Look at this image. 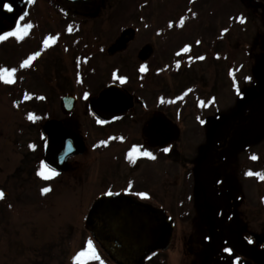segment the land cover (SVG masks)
<instances>
[{"label": "rangeland", "instance_id": "374dc122", "mask_svg": "<svg viewBox=\"0 0 264 264\" xmlns=\"http://www.w3.org/2000/svg\"><path fill=\"white\" fill-rule=\"evenodd\" d=\"M22 8L17 28L26 34L0 44V67L17 69L13 83L0 80V264H74L92 240L85 215L106 191L150 201L173 217L169 249L146 264H255L226 238L239 231L264 249V0H24ZM130 26L129 48L108 57L107 46ZM49 37L55 41L45 46ZM145 44L153 52L141 64L136 54ZM111 82L135 105L102 124L88 98ZM69 93L77 103L67 116L59 99ZM49 117L72 124L86 149L46 180L37 172ZM146 134L159 141L157 159L130 160ZM224 193L232 197L230 217L212 238ZM92 242L103 264H114Z\"/></svg>", "mask_w": 264, "mask_h": 264}, {"label": "water", "instance_id": "95a60500", "mask_svg": "<svg viewBox=\"0 0 264 264\" xmlns=\"http://www.w3.org/2000/svg\"><path fill=\"white\" fill-rule=\"evenodd\" d=\"M134 33L132 27L123 29L119 37L110 44L107 53L110 55L126 48L134 38ZM152 52V46L145 44L138 57L145 60ZM88 102L92 112L101 120L122 116L134 104L128 90L114 82L103 87ZM59 103L61 111L70 114L76 104V97L71 93L66 94ZM42 125L48 139L45 163L58 171L66 170L68 159L72 155L82 154L85 150L83 139L72 126H65L59 120L49 119ZM231 201V195L224 194L222 202L225 214L214 221L209 231L212 238L228 222ZM85 219L84 228L89 230L92 239L116 264H145V258L152 252L167 249L174 229V220L163 209L120 193L106 192L95 197ZM227 243L241 255L250 257L257 264H264V250L255 248L239 231H230Z\"/></svg>", "mask_w": 264, "mask_h": 264}, {"label": "snow or ice", "instance_id": "6c2138e0", "mask_svg": "<svg viewBox=\"0 0 264 264\" xmlns=\"http://www.w3.org/2000/svg\"><path fill=\"white\" fill-rule=\"evenodd\" d=\"M2 7L6 8L8 11H12V4L10 3H2ZM24 17H21V20H23ZM241 23H243V20L241 19ZM171 26V25H169ZM31 27L30 24L25 25V28H29ZM26 34L24 32H22L19 28H17L16 31L13 32H7L5 33L3 36H0V40L5 39L7 36H16L18 39L22 38V36ZM49 41H55V37H49L48 39H45L43 41L44 45L47 46L49 44ZM181 51L183 52H187L188 51V46H185ZM40 55V52H35L32 55H29L27 59H25L20 65L19 67L21 69L27 67L30 65L31 61L34 60L36 57H38ZM177 55H179V53H177ZM201 59H203V57H201ZM17 69L16 68H4V67H0V80H3L5 83L11 84L13 83V74L16 73ZM140 72H145L146 71V67L144 65H141L139 68ZM115 75V74H114ZM120 82L123 83L125 81V77H120ZM88 93L85 92L84 93V98L87 99L88 98ZM27 98V97H26ZM41 99H43V97H41ZM28 119L29 120H34L36 119V117H34L33 114L29 113L28 115ZM99 123H103V121H99ZM201 123H203V121H201ZM30 148H34V145H29ZM169 149L165 148L164 151L167 152ZM136 155H144V156H148L151 157L152 159H155L154 156H152L151 152H140L139 148L136 145H133L131 150L128 152V158L130 160H134ZM253 159H255V157H253ZM37 175L42 176L44 179H49L51 177H54L56 175H58V173L56 172V170L54 168H50V166L46 163H44L43 161H41V171L37 172ZM248 175H252V173H248ZM256 175H260L259 173H257ZM264 178V177H262ZM41 191L43 193H47L48 191H50L49 188H43L41 189ZM138 195L140 196H145V193H138ZM4 193L2 191H0V197H3ZM224 252H231V249L225 247L223 249ZM73 261L74 264H88L89 261H99V264H103V261L100 259V256L96 250V248L93 245L92 240H88L87 241V246L82 248V250L78 251L74 256H73Z\"/></svg>", "mask_w": 264, "mask_h": 264}, {"label": "flooded vegetation", "instance_id": "af4514ba", "mask_svg": "<svg viewBox=\"0 0 264 264\" xmlns=\"http://www.w3.org/2000/svg\"><path fill=\"white\" fill-rule=\"evenodd\" d=\"M55 1L57 2L58 0H55ZM64 1H66V0H64ZM27 2L30 5V4L33 3V0H27ZM2 3H10V4H12L13 10L10 12L6 8H3L2 7ZM23 3H24V0H0V36H3L7 32H13V31L17 30V26L19 25V22L23 21V20H21V17H24V15H27V9L25 8V10L23 11V8H22ZM66 3H69V2L66 1ZM69 4H74V2L73 3H69ZM22 11H23V13H22ZM11 37H13V36H7L5 39L0 40V44H3V42H5L6 40H8ZM14 37H16V36H14ZM129 44H127V47L125 49H123L121 51H118V52H115V53H113L110 56H119V55H121V53H123L124 51H126L129 48ZM136 57H137V54H136ZM155 137H156L155 134H153V135L146 134L145 141L140 142V143H143V145L146 146L145 149L147 150V152H151L152 156L155 157V159H152L151 157H148V156H145L144 158L152 159V161L157 159V151L156 150H157V144L159 143V141H157L155 139ZM164 140L165 139L160 140L161 141L160 143H162ZM41 142H42V144L44 142L43 136H41ZM136 142H138V141H136ZM140 143L136 144V146L139 148L140 152L146 151V150H141ZM138 156L140 157L141 155H138ZM139 162H137V164H140ZM214 162L215 161H212L211 163L213 164ZM129 164H130L129 166L137 165V164H134L132 162H129ZM205 171H207L206 178L208 177L209 180H211L210 177L212 176V174L214 172L213 168L211 167V165L207 164L205 166ZM216 188L217 187H215L214 189H216ZM141 200L144 201V202H147V203H150V204L154 205L150 201L148 202L147 200H143V199H141Z\"/></svg>", "mask_w": 264, "mask_h": 264}]
</instances>
